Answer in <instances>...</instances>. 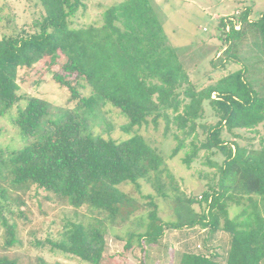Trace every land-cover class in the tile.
<instances>
[{
    "label": "trees",
    "instance_id": "16d2710c",
    "mask_svg": "<svg viewBox=\"0 0 264 264\" xmlns=\"http://www.w3.org/2000/svg\"><path fill=\"white\" fill-rule=\"evenodd\" d=\"M86 1L38 0L42 12L33 23L36 30L0 38V116L15 106L11 122L26 141L11 151L0 148V223L6 246L17 241L16 229L1 214V201L34 186L74 208L86 206L100 215L87 223H70L59 239L46 238L44 244L89 264H103L107 222L126 221L140 208L120 185L130 183L140 193L144 180L175 219L163 221L153 196L141 194L148 199V209L135 222L144 231H131L126 248L134 236L154 242L165 228L201 225L229 235L224 264H264V136L257 147L237 141L238 130L264 124V92L247 80L244 66L196 87L151 0H118L102 10L99 25L71 27V18L86 8ZM249 13L246 8L235 20L221 21L223 30L227 27L223 60H235L231 48L248 28L264 50V12L253 21L247 19ZM40 60L49 68L58 66L52 72L54 80L76 99L74 108L57 119L51 118L46 100L18 93L17 69ZM261 71L264 89V61ZM86 85L90 93L81 95L78 88ZM99 100L127 118L124 130L156 126L163 120L165 132L174 129L176 145L170 157L183 151L186 167L204 158L202 163L213 171L199 198L178 190L165 159L140 134L112 139L86 132L85 115L94 112ZM206 104L215 117L211 123L203 120ZM216 154L222 156L220 162L210 158ZM233 205L239 210L230 216ZM215 257L187 249L178 264H219ZM0 264L20 262L0 254ZM38 264L47 263L39 259Z\"/></svg>",
    "mask_w": 264,
    "mask_h": 264
},
{
    "label": "rangeland",
    "instance_id": "374dc122",
    "mask_svg": "<svg viewBox=\"0 0 264 264\" xmlns=\"http://www.w3.org/2000/svg\"><path fill=\"white\" fill-rule=\"evenodd\" d=\"M117 1L87 0L86 8L71 18V27L99 25L102 10ZM151 1L164 33L175 46L190 81L196 87L213 83L230 71L244 66L247 80L260 94L264 92L261 71L264 50L258 35L248 28L243 38L235 40L231 48V53H235V60L233 57L223 60L227 43L222 38L227 27L223 30L220 26L221 21L235 20L246 8L250 9L247 19L253 21L264 12V0ZM41 12L38 0H0V38L13 32L35 31L33 23L40 18ZM58 69L57 65L49 68L44 60L30 67L17 69L18 93L46 100L50 104L52 119L72 110L76 104V99H70L67 88L54 80L52 72ZM78 89L81 95L90 93V87L87 85ZM98 102L94 112L85 115L86 132L112 139L140 134L165 159L178 190L186 196L199 198L202 190L206 188L213 168L202 163L204 158L186 167L181 162L183 151L170 157L171 150L176 145L172 135L173 128L165 132V123L159 120L156 126L149 123L137 129L124 130L122 126L128 122L127 118L110 103L102 100ZM23 104V101L19 102V106ZM15 112L14 106L6 111L4 116H0V148L6 151L20 148L26 142L11 122ZM203 120L206 123L215 120L207 104ZM238 133L240 138L237 141L240 144L257 147L258 139L264 136V124L253 130H238ZM223 135L228 141H232L226 133ZM210 158L218 162L222 160L220 154L211 155ZM120 188L137 199L140 208L126 221L107 222L103 264H178L181 253L193 248L206 255H216V261L224 264L229 235L224 231H212L209 227L201 225L185 226L181 229L165 228L162 236L154 242L145 238L137 241L134 236L131 238V245L126 248L125 243L131 231H144V226L138 227L135 222L136 217L144 218L148 209V199L141 194L153 196L158 206V216L163 221L174 220L175 216L168 204L144 180H140V193L130 183L120 185ZM10 196L11 199L1 201V214L9 223L15 224L17 241L12 246H6L4 226L0 223V254L17 258L20 264H38L39 259L47 264H89L76 256L51 249L44 241L46 238L59 239L70 223H87L93 217L100 216L97 212L89 210L86 206L74 208L60 201L51 192L34 186L25 192H12ZM192 207L199 210L197 204L193 203ZM238 210L239 207L231 206L229 215L232 216Z\"/></svg>",
    "mask_w": 264,
    "mask_h": 264
},
{
    "label": "built area",
    "instance_id": "2783aa9c",
    "mask_svg": "<svg viewBox=\"0 0 264 264\" xmlns=\"http://www.w3.org/2000/svg\"><path fill=\"white\" fill-rule=\"evenodd\" d=\"M238 27H239L238 25L235 26V28H238Z\"/></svg>",
    "mask_w": 264,
    "mask_h": 264
}]
</instances>
